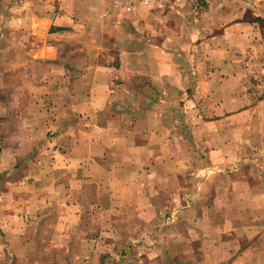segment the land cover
Returning a JSON list of instances; mask_svg holds the SVG:
<instances>
[{
	"label": "crops",
	"instance_id": "crops-1",
	"mask_svg": "<svg viewBox=\"0 0 264 264\" xmlns=\"http://www.w3.org/2000/svg\"><path fill=\"white\" fill-rule=\"evenodd\" d=\"M192 2L0 0V62L35 66L40 140L33 180L0 184V264H260L251 27Z\"/></svg>",
	"mask_w": 264,
	"mask_h": 264
},
{
	"label": "rangeland",
	"instance_id": "rangeland-1",
	"mask_svg": "<svg viewBox=\"0 0 264 264\" xmlns=\"http://www.w3.org/2000/svg\"><path fill=\"white\" fill-rule=\"evenodd\" d=\"M195 4L201 9L212 6L217 22H224L226 17V19L231 18L232 21H245L250 24L251 28L247 31L249 39L245 43V50L241 52L243 69L247 70L250 83L247 92L244 91L245 88L238 90L247 96L249 101L264 99V0H196ZM195 4L192 2L191 6ZM241 42L243 44L244 40L235 41L234 44L238 46ZM17 55L20 54L13 50L8 53L7 63L0 62V72L3 75L0 76V184L5 183V185L12 181L33 180L32 167L36 160L34 148L40 141L38 129L32 125L31 120L36 114L33 108L37 101V94L33 92L35 79L32 75L35 66L30 61H26V57L20 63V56ZM38 66L39 69H44L43 66ZM248 180L251 190L254 191L255 185L261 181V178L252 175ZM30 219L24 221V230H33L35 224L31 223ZM92 240L93 237L85 239L89 244ZM254 240L252 239L251 242ZM258 241L264 243V238ZM47 257V253H41L43 261ZM259 260L260 264H264V257ZM255 261L252 264H255Z\"/></svg>",
	"mask_w": 264,
	"mask_h": 264
},
{
	"label": "built area",
	"instance_id": "built-area-1",
	"mask_svg": "<svg viewBox=\"0 0 264 264\" xmlns=\"http://www.w3.org/2000/svg\"><path fill=\"white\" fill-rule=\"evenodd\" d=\"M147 0H107L109 7H110V13H120V14H126L131 15L134 14L137 7Z\"/></svg>",
	"mask_w": 264,
	"mask_h": 264
}]
</instances>
